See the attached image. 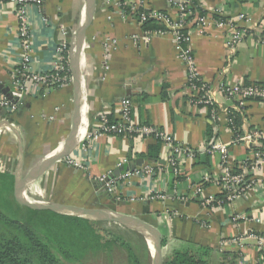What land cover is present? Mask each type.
I'll use <instances>...</instances> for the list:
<instances>
[{
  "label": "crops",
  "instance_id": "0c3cea01",
  "mask_svg": "<svg viewBox=\"0 0 264 264\" xmlns=\"http://www.w3.org/2000/svg\"><path fill=\"white\" fill-rule=\"evenodd\" d=\"M42 1L39 6H30L31 68L36 73L48 72L54 67L57 46L65 38L71 41L86 5V0ZM196 1L206 13L222 9L228 16L246 13L254 19L264 18V0ZM176 4L175 0H145L144 6L176 16ZM18 29L15 5L1 3L0 79L11 86L21 59ZM189 29L201 78L212 85L221 77L233 83L264 85V43L260 42L257 32L244 40L227 65L223 28L212 24L203 34L192 25ZM143 33L137 21L112 13L105 0H97L80 55L85 131L97 123L101 112L119 118L118 104L126 97L133 103L135 120L166 129L177 143L197 150L196 158L181 162V172L176 175L168 166L170 147L155 137L103 134L89 141L85 132L73 152L29 186L27 194L35 199L136 215L156 227L162 239L167 240L163 247L164 259L174 248L192 241L213 247L223 264V255L232 259V264H256L259 251L255 236L264 235V161L250 173L259 180L258 186L232 202L220 203L223 196L215 183L220 156L205 149L212 137L225 142L232 140L225 112L234 106V101L217 93L221 118L217 123L212 121L190 99L186 67L179 59L176 41L169 35L154 37L149 44H144L139 41ZM108 37L116 39L118 44L107 69L103 41ZM28 86L29 91L16 111L0 109V164L3 167L0 172H12L15 179L21 159V173L25 175L41 159L60 150L72 125V82L48 89L28 81ZM246 107L248 129L262 127L261 105L249 101ZM158 141L161 142L159 158L150 157V149L156 148ZM256 145L252 142L231 146V163L241 165L250 160L249 150ZM156 153L155 149L153 154ZM69 161L83 166L75 167ZM147 164L156 167L160 164L163 169H157L153 175H132L120 182L113 193L101 181L111 175L110 179L118 178ZM245 168L249 171L251 165ZM205 174L211 181L197 193V185ZM211 196L215 200L207 204ZM236 237L240 243L234 242Z\"/></svg>",
  "mask_w": 264,
  "mask_h": 264
},
{
  "label": "built area",
  "instance_id": "2783aa9c",
  "mask_svg": "<svg viewBox=\"0 0 264 264\" xmlns=\"http://www.w3.org/2000/svg\"><path fill=\"white\" fill-rule=\"evenodd\" d=\"M112 13H119L127 20L137 21L140 25L153 18L157 22L167 27L166 30L157 29L153 31H144L139 38L140 43L149 44L154 37L171 36L178 44L179 59L186 67L187 86L190 90V99L195 105L201 107L206 114L211 110L210 118L217 123L221 118V109L216 103V94L223 93L228 98L233 99L234 106L225 112L226 125L233 137L230 142H225L220 138L212 137L205 149L207 153L219 154L220 165L219 174L215 183L220 187L222 192V202H232L248 191L254 189L259 184V180L250 173H254L255 169L261 161H264V151L260 148L264 146V112L262 115V127L248 129L250 125L247 122L246 104L249 101L258 102L264 110V85L262 84H246L244 81L231 82L228 79L220 78L213 85L201 78L195 64V57L191 49L192 34L190 25L203 34L210 25H215L224 29L225 48H226V64H230L231 60L236 56L240 45L244 40L258 33L259 40L264 43V18L254 19L252 15L240 13L228 16L224 10L215 9L204 15L199 14V4L195 0H175L178 13L176 16L170 15L162 10L148 9L145 0H105ZM173 1V0H171ZM42 0H0L1 3H11L15 5L19 29L17 33L18 42L21 51V59L19 67L16 71L15 80L12 85V93L14 99H10L7 95L0 91V109L14 112L22 104L25 94L29 91L28 81L39 84L46 88H55L63 86L68 82H72V74L70 71L69 47L70 40L63 39L56 48V61L54 67L50 71L36 73L31 68V50L33 44L32 22L30 19V6H39ZM148 10L141 12L140 18L136 15L140 8ZM64 30L65 27L62 26ZM187 30V33H183ZM104 44V62L105 68H109L107 62L112 56L113 51L117 48V40L108 37L103 41ZM133 103L130 98H123L118 104L120 119L111 120L109 112H101L97 123L86 132V139L89 141L99 138L103 134L117 135H136L138 137L152 136L159 139L164 145L169 146L171 150L168 166L174 170L176 175L181 172V162L188 159H195L197 150L191 149L183 144L177 143L175 138L166 129L155 125L141 124L132 116ZM237 113H243L242 124L236 126ZM255 142L257 145L250 148L251 159L245 160L241 165L231 163V146L237 144H246ZM252 147V146H251ZM250 161V164L247 162ZM75 167H82V163L77 161H69ZM251 165L249 171L245 166ZM0 169L3 167L0 164ZM161 171L162 165H143L133 171H127L118 178H112L105 182V187L109 192H115L118 185L123 180L128 179L132 175H153ZM106 178L103 177L101 181ZM211 181L210 176L205 174L202 181L197 185L196 192L200 193L206 183ZM161 196V195H159ZM214 196L207 200V204L213 202ZM234 242L240 243V238H234ZM255 245L259 251V258L256 264H264V235L255 236Z\"/></svg>",
  "mask_w": 264,
  "mask_h": 264
},
{
  "label": "trees",
  "instance_id": "16d2710c",
  "mask_svg": "<svg viewBox=\"0 0 264 264\" xmlns=\"http://www.w3.org/2000/svg\"><path fill=\"white\" fill-rule=\"evenodd\" d=\"M143 11L148 13L142 7L136 14L138 18ZM198 12L204 15L207 11L198 8ZM142 28L144 31L167 29L153 18H148ZM182 32L187 33V30ZM212 109L209 107V116ZM243 117V113H237L236 126L242 124ZM110 118L120 119L114 115ZM160 146L158 141L149 156L159 158ZM155 149L157 153L153 154ZM260 149L264 151V146ZM14 184L12 172H0V264H88L89 260L97 258L108 260L109 264H150L149 248L141 233L113 223L130 231L133 241L113 231L108 226L110 222L27 207L16 200ZM166 241L163 239V245ZM164 264L223 263L213 247L187 241L174 248Z\"/></svg>",
  "mask_w": 264,
  "mask_h": 264
},
{
  "label": "water",
  "instance_id": "95a60500",
  "mask_svg": "<svg viewBox=\"0 0 264 264\" xmlns=\"http://www.w3.org/2000/svg\"><path fill=\"white\" fill-rule=\"evenodd\" d=\"M96 7L97 0H86L84 17L80 26L72 35L70 41L69 60L70 71L72 74L74 108L69 135L65 144L59 151L41 159L25 175H22L21 173L23 162L22 159L20 160L19 169L15 172L16 179L14 185V196L20 204L34 209H49L58 213L72 214L89 219L117 223L129 229L135 230L141 233L147 242L150 253V264H164V245L162 235L156 227L147 223L142 218L133 214L121 213L112 209L88 208L50 200L30 198L27 194L28 187L43 176L56 162L69 156L82 138L79 136V130L83 123L82 94L84 84L82 81V72L80 70V55L82 45L87 39L88 30L93 21ZM0 91L7 95L10 99L15 100L12 93V86L6 84V82L1 79ZM112 176L113 175L110 177ZM110 177H107L104 181H102V183L105 184Z\"/></svg>",
  "mask_w": 264,
  "mask_h": 264
},
{
  "label": "rangeland",
  "instance_id": "374dc122",
  "mask_svg": "<svg viewBox=\"0 0 264 264\" xmlns=\"http://www.w3.org/2000/svg\"><path fill=\"white\" fill-rule=\"evenodd\" d=\"M37 199V198H36ZM108 226L113 229V231L119 233V234H122L123 236H125L127 239H132V233L130 231H128L126 228H121L113 223H109ZM119 229V230H118ZM133 240V239H132ZM134 241V240H133ZM137 242V241H136ZM135 242V243H136ZM136 246V245H135ZM140 254L142 255V257H144V254L143 252L141 251ZM226 257V258H225ZM102 259V258H101ZM100 258H97V259H91L89 260L88 264H109V261L106 260L105 262L102 261ZM221 259L224 261V264H232L231 261L232 259H230L229 257L227 256H222ZM148 261L150 263V254H149V257H148ZM221 261V260H220Z\"/></svg>",
  "mask_w": 264,
  "mask_h": 264
},
{
  "label": "bare ground",
  "instance_id": "6f19581e",
  "mask_svg": "<svg viewBox=\"0 0 264 264\" xmlns=\"http://www.w3.org/2000/svg\"><path fill=\"white\" fill-rule=\"evenodd\" d=\"M85 120H86V119L83 120V123H82V125H81V127H80V130H79V136H80V137H82V136L85 134V132H86V131H85V125H84V124H85ZM27 190H28V189H27Z\"/></svg>",
  "mask_w": 264,
  "mask_h": 264
}]
</instances>
